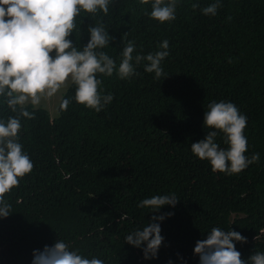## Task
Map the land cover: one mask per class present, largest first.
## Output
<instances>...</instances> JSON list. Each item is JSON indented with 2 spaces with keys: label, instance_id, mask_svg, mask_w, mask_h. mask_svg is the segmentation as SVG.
Here are the masks:
<instances>
[{
  "label": "trees",
  "instance_id": "1",
  "mask_svg": "<svg viewBox=\"0 0 264 264\" xmlns=\"http://www.w3.org/2000/svg\"><path fill=\"white\" fill-rule=\"evenodd\" d=\"M182 0L176 19L158 23L136 0H113L109 13L76 18L77 47L88 40L87 25L101 21L115 39L103 51L117 64L122 42L136 51L157 49L169 41L164 73L136 66L138 75L122 80L101 75L114 98L100 112L75 102L70 85L56 108L42 98L33 119L22 118L21 142L34 167L11 193L13 213L0 219V264H30L32 249L65 239L106 264H198L197 239L213 226L239 231L241 257L264 251V0H222L215 16L200 7L212 0ZM81 29H83L81 33ZM135 54V53H134ZM61 99V98H60ZM231 100L248 117L245 134L250 156L260 158L239 173L213 172L190 144L202 139L204 108L210 100ZM60 103V100H59ZM52 107L53 114L48 111ZM3 115L11 114L5 107ZM217 142L226 147L220 135ZM174 192V207L157 213L137 203L154 194ZM172 211L161 221L164 241L155 259L124 242L133 228L152 215Z\"/></svg>",
  "mask_w": 264,
  "mask_h": 264
},
{
  "label": "clouds",
  "instance_id": "2",
  "mask_svg": "<svg viewBox=\"0 0 264 264\" xmlns=\"http://www.w3.org/2000/svg\"><path fill=\"white\" fill-rule=\"evenodd\" d=\"M146 16L158 23L176 19L177 6L182 0H136ZM113 0H0V113L6 107L8 115L0 114V219L13 211L6 194L20 184L33 170L34 163L21 142L22 118L33 119L42 98L52 96L67 83L74 87L72 99L100 112L109 105L114 94L105 92L100 78L115 73L122 80L138 75L136 66L142 61L143 70L154 73V79L163 75L161 62L169 56V41L158 42L155 51H136L134 40H122L119 52L120 62L103 51L115 39L101 21L87 25L88 40L77 47L73 39L76 18L82 12L95 17L98 13L107 15ZM222 0H212L200 7L199 0H193L191 7H200L203 15L215 16ZM83 29H81L82 33ZM135 53V54H134ZM68 97H61L59 108L66 110ZM52 108V107H51ZM52 109V113H53ZM49 111V110H48ZM50 114H52L49 111ZM248 117L231 100H210L204 108L202 126L208 128L202 139L190 144V150L200 160H207L213 172L231 175L239 173L260 158L258 152L246 155L248 137L245 129ZM220 135L226 147L217 142ZM178 198L174 192L154 194L141 199L137 207L148 208L157 213L164 205L174 207ZM174 213L168 211L152 215L148 223L133 228L124 236V242L141 249L145 260L155 259L164 236L161 221ZM247 238L232 228L224 230L213 226L197 239L193 254L198 264H264V251L251 252L246 258L236 248V242ZM181 264H187L177 254ZM30 264H106L96 254L85 253L72 246L71 242L59 238L42 248H34ZM166 264H173L169 258Z\"/></svg>",
  "mask_w": 264,
  "mask_h": 264
},
{
  "label": "rangeland",
  "instance_id": "3",
  "mask_svg": "<svg viewBox=\"0 0 264 264\" xmlns=\"http://www.w3.org/2000/svg\"><path fill=\"white\" fill-rule=\"evenodd\" d=\"M70 82L67 83L64 87H62L60 90H58L56 93H54L52 96L50 97L51 101H45L44 105H50L52 103V105L56 108L55 111V115L58 114V105H59V100L62 97V95L64 94V92L67 90L68 86H69ZM42 103V101H41ZM41 105V104H40ZM38 105V106H40ZM51 113H52V109L50 106H48L47 108ZM53 114V113H52Z\"/></svg>",
  "mask_w": 264,
  "mask_h": 264
}]
</instances>
